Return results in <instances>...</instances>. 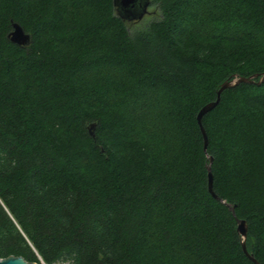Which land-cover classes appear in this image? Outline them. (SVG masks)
I'll use <instances>...</instances> for the list:
<instances>
[{
	"label": "trees",
	"instance_id": "16d2710c",
	"mask_svg": "<svg viewBox=\"0 0 264 264\" xmlns=\"http://www.w3.org/2000/svg\"><path fill=\"white\" fill-rule=\"evenodd\" d=\"M149 9L0 0V258L256 264L244 219L264 264V81L222 92L206 151L197 121L225 80L264 72V0ZM12 21L30 45L8 40Z\"/></svg>",
	"mask_w": 264,
	"mask_h": 264
},
{
	"label": "water",
	"instance_id": "95a60500",
	"mask_svg": "<svg viewBox=\"0 0 264 264\" xmlns=\"http://www.w3.org/2000/svg\"><path fill=\"white\" fill-rule=\"evenodd\" d=\"M151 0H113V6L115 8L116 15L120 17L123 21L134 22L142 20L145 15L150 11ZM8 40L18 46H28L32 42V34L27 32L24 27L15 21H12V29L7 35ZM260 76L258 84L264 81V72L262 74H254L252 76H238L235 75L233 79L225 80L217 90L216 99L205 104L197 114V121L200 126L201 132L204 138V149L207 150L208 146V135L203 126V117L212 111L220 102L221 94L224 90L236 87L242 82L253 83L255 78ZM89 131L92 136H95V123H91L89 126ZM213 159L210 157V163L208 165V189L209 192L215 197L219 198L215 193L213 188V173L211 170V163ZM230 210L235 214V208L230 206ZM237 231L241 237V244L245 254L256 264H261L253 254H250L246 247V238L248 233V225L246 220L237 219ZM0 264H40L36 261H29L23 256L10 255L5 258H0Z\"/></svg>",
	"mask_w": 264,
	"mask_h": 264
},
{
	"label": "rangeland",
	"instance_id": "374dc122",
	"mask_svg": "<svg viewBox=\"0 0 264 264\" xmlns=\"http://www.w3.org/2000/svg\"><path fill=\"white\" fill-rule=\"evenodd\" d=\"M103 74L106 75L107 77L111 78V79H115L118 78V76L120 75V73L118 71H116V69H112V70H106L103 71Z\"/></svg>",
	"mask_w": 264,
	"mask_h": 264
}]
</instances>
